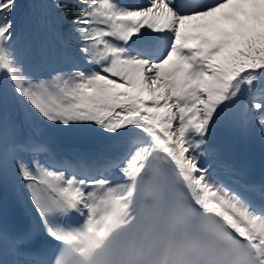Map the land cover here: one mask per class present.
Wrapping results in <instances>:
<instances>
[{
  "label": "snow or ice",
  "instance_id": "1",
  "mask_svg": "<svg viewBox=\"0 0 264 264\" xmlns=\"http://www.w3.org/2000/svg\"><path fill=\"white\" fill-rule=\"evenodd\" d=\"M17 6L0 192L30 223L0 211V264H264V181L228 157L264 143V0H51L36 40Z\"/></svg>",
  "mask_w": 264,
  "mask_h": 264
},
{
  "label": "bare ground",
  "instance_id": "2",
  "mask_svg": "<svg viewBox=\"0 0 264 264\" xmlns=\"http://www.w3.org/2000/svg\"><path fill=\"white\" fill-rule=\"evenodd\" d=\"M22 1V0H21ZM30 4L35 3L37 7L35 10L40 11L39 4L42 2L51 3V0H29ZM19 2V0H18ZM145 0L138 1L136 3H144ZM27 12V11H26ZM26 12L22 15L19 14V8L16 9L17 20L24 21L26 27L24 29L26 36L24 39L36 40L42 38L43 33L37 34L35 31V24L32 23L31 18H29ZM33 16L38 17L37 13L33 11ZM74 143V144H73ZM77 141L71 137L62 141V146L70 149L74 146ZM69 146V147H66ZM255 146H258L259 153H255ZM228 157L231 162L245 167L247 172V177H249L250 172L257 171L264 174V143H262L258 138L252 136L246 140H240L234 144L230 145L228 152ZM227 179V178H226Z\"/></svg>",
  "mask_w": 264,
  "mask_h": 264
},
{
  "label": "rangeland",
  "instance_id": "3",
  "mask_svg": "<svg viewBox=\"0 0 264 264\" xmlns=\"http://www.w3.org/2000/svg\"><path fill=\"white\" fill-rule=\"evenodd\" d=\"M17 7L19 8V14L20 15L24 14L27 11L26 14H28L29 18H31L33 24H35V21L33 19V14H32L33 11H35L37 13L38 17H40L43 13L42 9L40 11L32 9L30 7V1L29 0H22V1L19 0ZM255 150H256L255 153H259L258 146H255Z\"/></svg>",
  "mask_w": 264,
  "mask_h": 264
}]
</instances>
